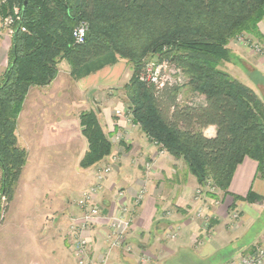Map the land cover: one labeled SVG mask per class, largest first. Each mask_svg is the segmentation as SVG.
<instances>
[{"label":"trees","instance_id":"obj_1","mask_svg":"<svg viewBox=\"0 0 264 264\" xmlns=\"http://www.w3.org/2000/svg\"><path fill=\"white\" fill-rule=\"evenodd\" d=\"M23 2L0 0V19L11 16L16 3L20 7L0 79V190L7 205L27 161L16 135L24 100L30 88L51 84L63 62L75 80L87 70L127 62L132 75L123 92L132 122L181 160L199 185L210 180L226 193L246 158L264 176V102L219 69L230 60L231 39L248 34L264 42L258 31L264 0H27L21 16ZM80 22L88 32L78 45L72 32ZM153 59L180 68L188 88L204 100L181 103L175 85L156 90L141 83L137 75ZM79 125L87 144L79 168L86 170L105 162L112 143L96 112L80 113ZM211 126L215 136L207 138Z\"/></svg>","mask_w":264,"mask_h":264},{"label":"crops","instance_id":"obj_2","mask_svg":"<svg viewBox=\"0 0 264 264\" xmlns=\"http://www.w3.org/2000/svg\"><path fill=\"white\" fill-rule=\"evenodd\" d=\"M258 31L264 39V19L258 24ZM10 47L11 38L2 29L0 21V75L8 66ZM229 50L230 60L225 63L233 65L236 73H241L245 78V81L239 80L252 88L264 102V57L238 46L230 45ZM131 74L127 62L118 60L113 65L87 70L84 76L75 80L70 75L68 65L63 62L51 84L30 88L16 123L18 145L26 150L27 161L16 184L13 200L20 190L22 199L28 202V209L36 210L39 201L44 205L39 213L41 216L33 212L28 220L13 224L19 233L12 234L11 241H19L20 234H29L28 229H22L24 224L36 229L44 245L55 241L59 236L53 230L59 223L56 218L52 223L48 221L50 218L45 210L48 206L56 208V202L59 205L56 197H60V194L69 195L82 186L93 184L94 168H79L80 159L87 150L79 125V114L94 111L109 141L112 143L117 136L121 138L119 144H112L111 155L99 164H108L112 156L116 158L97 198L102 209L101 218L91 231L85 233L94 259L108 255L107 264H230L241 255L262 246L264 176H257V163L244 159L237 166L226 193L218 190L214 195L203 193L197 196L200 185L187 173L182 161L162 151L132 122L123 92ZM203 100L199 96V101ZM115 111H121L122 116H115ZM62 113L74 117L77 128L74 138H80L81 149L72 150L71 133L66 138L56 137L63 134L62 131L66 133L67 122L64 123L66 117ZM40 119L45 124L43 128L38 127ZM21 123L24 134L19 132ZM36 128L40 129V140L33 136ZM26 131L38 141L37 152L40 155L37 160L40 166L30 163L31 150ZM204 135L213 138L215 128L208 127ZM62 141L68 147L67 155L58 160L57 155L54 156V162L50 164L48 154L51 150L56 151ZM145 162L153 164L150 171H145ZM49 165L53 167L51 172L40 173L42 168L48 169ZM63 185L69 189H62ZM141 189L144 190L143 197L137 202ZM118 191L122 192L123 198H117ZM34 193L52 194L47 206L42 198L31 199ZM249 195L252 198L247 200ZM120 205L127 209L131 225L125 246L109 251L106 239L111 236L110 219L119 213ZM198 211H201L202 217L197 216ZM42 227L47 234H38ZM53 248L49 249L51 254L67 258L66 249L61 250L59 245L55 247L57 250ZM72 261L76 264L73 259L67 264Z\"/></svg>","mask_w":264,"mask_h":264},{"label":"rangeland","instance_id":"obj_3","mask_svg":"<svg viewBox=\"0 0 264 264\" xmlns=\"http://www.w3.org/2000/svg\"><path fill=\"white\" fill-rule=\"evenodd\" d=\"M14 6L17 8L16 11L20 12V7L17 5V3ZM14 15H15V13L13 10V14L11 16L0 19L1 24H2V29H4V32L10 38L12 37V35L10 34V31H13V26L17 20H15L11 26L4 25V21L9 17L13 18ZM245 39H247L246 41L249 40L248 42H252V43H258V42L264 43L262 41L256 40L255 38L251 37L248 34H242V35L237 36V37H235L229 41V43L227 45V49H228L229 53H230V50H229L230 45L238 46V47H241L245 50H249L250 52L254 53L249 46H247V45L245 46V42H246V41H244ZM257 56H259V55H257ZM152 61H155V59L147 61L145 63L147 64L148 62H152ZM145 63L143 65L141 71L137 75L138 79L140 78V76L143 74V72L145 70L144 69ZM232 66L227 64V63H222L219 66V69L221 71L229 74L230 76H232L233 78H235L238 81H240V80L245 81V78L243 77V75L241 73L237 74L236 71L234 70L235 68ZM130 70H131V68H130ZM165 74L172 83L174 81H177L178 79L181 80L179 83V86L177 87L178 88V99L181 103L190 102L192 100L199 101L200 95L192 92L188 88L187 77L180 68L168 66V68L165 71ZM0 79H1V75H0ZM240 82H242V81H240ZM62 115H63V117L64 116L66 117L64 119V123L67 122L66 129H65L66 133L64 131H62L63 134L56 135V137L58 138V136H60L62 138H66L67 137L66 135L71 133L70 135L72 137V150L81 149L80 138L79 137L74 138V136H75L74 132L76 131L75 129H77V128H75L76 126L74 124L75 123L74 117L73 116L71 117V115L69 116L65 113H62ZM42 117H43V115H42ZM43 119H45V118H43ZM43 119H40L37 123L38 127L40 126V128H43V125L45 126L44 123L42 124ZM20 126H22V127L19 128V132L22 131L24 134V130L22 129L23 128L22 123L20 124ZM64 126H65V124H64ZM24 129H25V127H24ZM35 130H36L34 132L35 135H33V136H36L35 138L40 140V131H39L40 129L37 130V128H36ZM27 133L29 134V131H26L25 134H27ZM31 136H32V133L29 134L28 141H27L28 146L30 147V150H31V162L30 163H31V165H32V163H34L35 165L40 166V164H39L40 161L38 162V160H37L38 156L40 155V153L37 152L38 151V147H37L38 141ZM67 139H70V137H68ZM64 141L61 142V145L58 147V149L56 151L51 150L50 154H48V157L50 155V157H49L50 160H48L49 162H51L50 164H52V162H54V159H55L54 156L57 155L56 160H58V158L61 157V159H62L65 157V155H67V154H65V152H66V149H68V147H66L64 145ZM85 143H86V141H85ZM22 146H24V145L22 144ZM98 166H99V164L94 167V170ZM47 168L48 169H46L45 167L42 168L40 173L46 174V173H49L53 170V167L50 165ZM47 170H50V171H47ZM104 182H103V184H104ZM203 185H200V186H203ZM205 185H207V181H205ZM86 188H88V185L82 186L81 189H78L77 191H73L71 194L69 193V195L60 194L59 195L60 197H56V199L59 200V205H58V202H56V204H57L56 208L54 207V209H51V208H49V206L47 207V209H46L47 211L45 210V212L47 213L48 216L47 215L46 216L50 218L49 220L48 219L47 220L52 223L53 219L56 218L58 223H59V226H57V228H54L55 230H53V233L55 235H58L59 237L56 238V240L53 242H47L48 244H46V245L43 244V241H41V238L40 239L38 238L36 229H34L32 226L25 227V224L23 225L22 229H28L29 234H26V235L20 234L21 236L24 235V237L21 238V236H19L20 237L18 239L19 241H11V235L19 233V232L15 231L13 224L17 223V221H20L22 223V221L28 220L30 215L33 212H34V215H36L38 217L41 216L39 213L42 212L41 209H42L44 203L42 205L41 201L37 202L36 210L32 209V208L28 209V206H29L27 204L28 202H26V200L22 199V197H21L22 194H21L20 190H18V193H17L16 197L14 198V200L11 203H9L8 205L6 202V198L4 200L0 199V225H1L0 226V264H67L68 262L71 261V259L74 260L73 252H72V250H73V248H72L73 239H72V236L70 235V234H72L71 225L73 222L72 220H74V219H76L82 215V212L77 209L76 204L80 198V194ZM62 189L68 190L69 188L67 186L63 185ZM102 189H103V185H102ZM0 192H1V190H0ZM0 194H2V193H0ZM32 195L33 196H31V199H38V198L41 199L42 198V201H44L45 205L47 206V204H48L47 201H48V199H50L52 194L44 195V194H40V193H34ZM98 195L94 199V204L99 205L98 200H97ZM56 204H54V205L56 206ZM4 223H6L7 225H4ZM15 228H16V226H15ZM19 229H21V226H19ZM46 232L47 231H44L43 227H42L41 232H38V234H40V233L47 234ZM85 233H87V232H85ZM85 233H83V237L88 240V238L85 236ZM110 237L111 236H108V238L106 239V244H109V242L112 240ZM59 239H61V240H59ZM49 243L53 244L52 246L54 248L52 246H50ZM58 245L60 246L61 250L65 251V249H66V251H67L66 257L67 258H64L63 256H60L57 254L56 255L51 254L49 249L53 248L54 250H57L55 247ZM70 249H71V251H70ZM41 252H43V253L41 254ZM91 258H93V257L91 256ZM74 262L76 263L75 260H74ZM71 264H73V261Z\"/></svg>","mask_w":264,"mask_h":264},{"label":"built area","instance_id":"obj_4","mask_svg":"<svg viewBox=\"0 0 264 264\" xmlns=\"http://www.w3.org/2000/svg\"><path fill=\"white\" fill-rule=\"evenodd\" d=\"M2 3H5L6 0H1ZM15 15L7 18L4 21V25L11 26L15 20L19 19V11L17 12V8H13ZM24 31V29H22ZM88 32V26L85 22L78 23L73 32L72 37L75 44L81 45L85 42L86 35ZM10 34L13 35V31H10ZM245 39L244 41H246ZM249 41V40H248ZM245 42V46H249L252 51L259 55L260 57H264V43H252ZM171 66L167 61L158 62L152 61L145 63V70L143 74L140 76L139 81L148 86H153L156 90L161 89L164 85H175L179 86L180 79L174 81L173 83L166 76L165 71ZM115 116L121 117V111H115ZM132 118V117H131ZM121 138L119 136L115 137L112 141V144H119ZM157 145L156 143H154ZM158 146V145H157ZM160 149L161 147L158 146ZM162 150V149H161ZM163 151V150H162ZM116 162V158L112 156L109 159V163L105 165L98 166L93 173L94 182L87 189H85L81 195L79 200L77 201L76 207L79 211L82 212V215L74 220H72L71 230L73 239V257L77 264H107L108 255H105L99 259L91 258V249L89 241L83 237V233L90 231L96 222L101 218L102 209L100 205L94 204V199L102 190V185L109 173L111 172L112 164ZM153 164L149 162H145L143 167L145 171H150L152 169ZM218 189L213 186L212 181L208 180L207 185L200 186V188L196 191L197 196L208 193L211 195L216 194ZM1 193V192H0ZM144 190H140L137 194L136 201L139 202L143 197ZM0 199L4 200L5 197L3 194H0ZM117 198H123L122 192H117ZM119 213L110 219V228H111V241L108 246V250L111 251L113 249H118L124 247L126 244V235L128 230L130 229L131 219L128 215L127 209L120 205ZM198 217H202L201 211L197 212ZM236 217V215H234ZM174 237V235H172ZM128 250V248L126 249ZM230 264H264V244L258 248H256L253 252L241 255L236 260L232 261Z\"/></svg>","mask_w":264,"mask_h":264},{"label":"water","instance_id":"obj_5","mask_svg":"<svg viewBox=\"0 0 264 264\" xmlns=\"http://www.w3.org/2000/svg\"><path fill=\"white\" fill-rule=\"evenodd\" d=\"M26 5H27V0H24L23 7H22V10H21V16L23 15V12L25 10Z\"/></svg>","mask_w":264,"mask_h":264}]
</instances>
